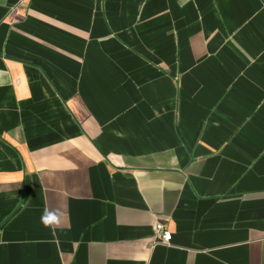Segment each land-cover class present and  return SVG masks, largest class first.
I'll return each instance as SVG.
<instances>
[{"label":"crops","instance_id":"1","mask_svg":"<svg viewBox=\"0 0 264 264\" xmlns=\"http://www.w3.org/2000/svg\"><path fill=\"white\" fill-rule=\"evenodd\" d=\"M0 264H264V0H0Z\"/></svg>","mask_w":264,"mask_h":264},{"label":"built area","instance_id":"2","mask_svg":"<svg viewBox=\"0 0 264 264\" xmlns=\"http://www.w3.org/2000/svg\"><path fill=\"white\" fill-rule=\"evenodd\" d=\"M155 242L160 244H169L172 240V234L164 224L155 226Z\"/></svg>","mask_w":264,"mask_h":264},{"label":"clouds","instance_id":"3","mask_svg":"<svg viewBox=\"0 0 264 264\" xmlns=\"http://www.w3.org/2000/svg\"><path fill=\"white\" fill-rule=\"evenodd\" d=\"M43 220H44L45 223H48V224H51L53 222H57L56 218L53 215H51L50 213H47V212L45 213V215L43 217Z\"/></svg>","mask_w":264,"mask_h":264}]
</instances>
